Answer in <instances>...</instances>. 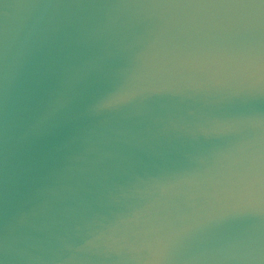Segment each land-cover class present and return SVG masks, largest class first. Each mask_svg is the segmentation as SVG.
<instances>
[{
  "label": "snow or ice",
  "instance_id": "snow-or-ice-1",
  "mask_svg": "<svg viewBox=\"0 0 264 264\" xmlns=\"http://www.w3.org/2000/svg\"><path fill=\"white\" fill-rule=\"evenodd\" d=\"M160 2L164 6L177 8L260 9L264 20V0H160ZM247 66L254 77L250 84L249 95L254 97L258 93L264 97V52L257 57L249 47ZM111 102L110 99L108 103ZM223 183L222 191L230 193L239 187L243 192L244 204L252 208L259 207L264 211V151L258 156L251 155L246 167L230 169L224 176ZM0 264H3V261H0Z\"/></svg>",
  "mask_w": 264,
  "mask_h": 264
}]
</instances>
